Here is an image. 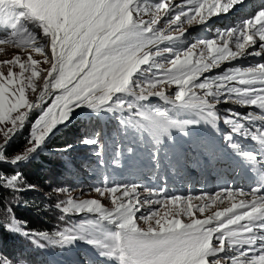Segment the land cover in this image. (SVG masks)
<instances>
[{
    "label": "snow or ice",
    "instance_id": "6c2138e0",
    "mask_svg": "<svg viewBox=\"0 0 264 264\" xmlns=\"http://www.w3.org/2000/svg\"><path fill=\"white\" fill-rule=\"evenodd\" d=\"M236 2L188 0L191 11L185 13L181 8L171 20L169 28L178 26L184 17H187L189 24L201 23L211 15L226 12ZM171 4V0L159 2L153 10L138 0H0V22L12 30V36L0 38V44L18 43L15 37L20 29H23L29 41H37V36L24 27V22H35L42 30L43 38L50 41L51 49V66L42 77L43 86L34 103L26 99L25 87L37 91L35 78L41 72L38 61L29 56L27 63H20L22 71L31 68V74L25 79L14 81L16 74L11 69L6 78L0 74V79L6 80L0 83V125L5 126L0 127L3 134V143L0 145L22 125L33 107L49 95L53 98L51 105L35 122L25 149L4 159L16 162L35 150L47 132L66 118L70 106L88 104L97 107L109 102L116 93L133 91L130 88L133 74L141 65L148 64L154 55H159L158 51H151L149 46L176 37L156 31L161 13H167ZM145 14L151 15V19L144 20L142 17ZM218 35L223 38L222 44L212 39L199 41L203 47L198 57L197 44L193 43L183 53L173 55L167 61L169 67L156 65L163 75L148 80L147 87L145 83L137 84L134 94L140 98L150 95L163 97L161 85L168 84L177 87L174 101L182 105L207 106L210 109L207 97L227 91L241 93L247 97L243 103L264 109V64L244 70L234 69L214 84L207 80L196 82V78L211 67L238 56L240 50L255 42V36H258L260 48L264 50V10L238 28L218 32ZM233 39L235 51L229 47V41ZM32 46L38 53L44 54V49L38 44ZM17 62L18 57L6 63ZM48 62L45 57V63ZM234 84L248 87H233ZM158 88L161 90L156 91ZM208 115H212L211 111ZM169 123L174 122L169 121L163 112L145 113L143 117V126L153 131L166 130ZM9 124L11 126L7 127ZM21 179L20 174L16 173L7 178L6 185L18 191L17 184ZM55 191L66 192L67 189ZM96 191L101 196L107 192L112 197L111 211L97 200L76 202L71 198L66 202L59 201L57 207L64 213L84 209L95 211L110 221L115 220L119 230L107 236L104 246L110 249L109 255L119 258L121 264H228L227 260L218 258L226 245H253L257 238L264 241V235L257 237L254 234L252 225L256 218H264V195H257L264 191L259 189L251 190L253 199L250 201L240 200L230 208L216 211L204 219H196L193 213L198 208L203 214L205 206L189 203L183 212L191 217L190 223H183L179 218L166 222L156 219L155 226L150 224L146 230L137 227L133 219L138 211V207L133 204V198L137 195L134 185L99 188ZM236 194L248 195L228 193L229 196ZM175 199L179 201L180 198ZM176 215L178 217L179 213ZM143 218L153 219L152 216ZM213 222L216 224L214 227L211 226ZM258 227L264 229V224ZM59 235L65 241L72 238L63 232ZM214 241L218 242V246ZM252 251V248L247 252L241 250L238 256L230 258L231 264H264V243L260 245L259 255L249 256Z\"/></svg>",
    "mask_w": 264,
    "mask_h": 264
},
{
    "label": "rangeland",
    "instance_id": "374dc122",
    "mask_svg": "<svg viewBox=\"0 0 264 264\" xmlns=\"http://www.w3.org/2000/svg\"><path fill=\"white\" fill-rule=\"evenodd\" d=\"M138 2L147 4L154 10V6L157 3H167L168 0H138ZM200 2L211 3L212 0H200ZM222 2L224 3L226 1L221 0V3ZM171 3L168 12L165 14L161 13V18L156 25V31L163 32L164 35H175L176 37L162 44L149 46L151 51H158L159 55H154L148 64L141 65L140 69L133 74L130 80V88L133 89V93L137 84L145 83V87H147L148 80L155 78V76L163 75V73L157 69L156 65L164 64L165 68L169 67L167 61L172 59V56L177 52L183 53L186 51L193 43L197 44L196 53L198 57L203 47L199 44V41L212 39L222 44L223 38L218 35V32L234 27L238 28V26L242 25L246 20V18H241V16L237 14H234L230 21H224V18L217 16V14L229 11L231 6L226 12L222 11L211 15L201 23L193 22L189 24L187 17H184L179 22L178 26L169 28L171 20L178 14L177 12L180 11L181 8H183L185 13L191 11L188 6V0H171ZM245 5L246 4L243 6ZM193 15H195L194 12ZM250 16L253 17L254 14H250ZM142 18L144 20H149L151 19V15L145 14ZM24 27L28 28L29 31L37 36V41H29L28 36L23 33V29H20L18 30L19 34L15 37L18 43L0 44V74L6 78L8 70L11 69L12 72L16 74V76L13 77L14 81L25 79L31 74V68L27 71H22L20 63H27L29 61V56H31L33 60L38 61V67L41 69V72L39 76L35 78L37 91L33 92L31 88L25 87L26 99L34 103L39 95V90L43 86L42 77L47 74V69L51 66L50 41L43 38L42 30L39 29L35 22H24ZM11 36L12 30L10 26L0 22V38ZM33 44H38L42 47L44 49V54L38 53L32 46ZM259 44H261V42H259ZM229 47L233 51L236 50L234 39L229 41ZM250 47L251 46L248 45L245 49L240 50L239 55L236 57L240 59V55H242L243 58H245L246 54L251 50H254V56L256 57L264 54V50H261L260 45L254 46V48ZM17 57L19 58V62L6 63L8 61H14ZM45 57L48 58V63H45ZM232 59L223 61L217 66H213L209 70L203 72L196 78V82L201 83L207 80L214 84L219 78L234 69L238 68L244 70L251 67L254 68L263 62H260V60L251 61L248 59L243 61L233 60L234 62H232ZM262 64H264V62ZM4 82H6L5 79H0V83ZM25 83H27L26 80ZM233 87L245 88L248 87V85L234 84ZM161 88L164 91L163 97L150 95L146 98H137L134 94L121 92L114 94L109 102L98 105L97 107H90L88 104L70 106L66 118L59 121L47 132L42 142L35 150L26 153L23 159L16 162L4 159V157H6L4 152L8 143L16 140L19 136L26 120L7 137L3 145H0V163L14 168L15 172L18 171L17 169L19 166L31 168V163L33 162H29L30 158L36 156L41 151H45L44 144L51 135L60 128L67 127L73 123L75 119L80 117L87 118L95 113L102 116V120L105 116V118L110 117L116 122H120L121 126L128 129V131L132 129L131 126L138 127L141 134H143L148 141L145 145L141 140L135 139L136 136H132L133 138L124 137V139L118 143V146H110V150H114L112 153L101 155L99 147L103 146V144L105 146V140L111 139V135L107 131V126H104L102 129L101 138L103 139V143L101 144L97 136L98 133H94L93 135L88 133L85 135L83 134V129L77 128L73 136L74 139L67 149L70 155H68L69 159L66 157L67 161L64 163L66 167L64 172L68 182H53L56 181V179L49 173H47V180H45L47 189L39 188L38 185H30L31 187L26 185L22 187V185H20L22 181L18 182L17 187L20 190L17 192H23L25 190L33 191L44 197V204L46 206L51 205V207L60 211L64 217H67L66 219L64 218V223L67 222L66 227L62 229L55 228L51 233L36 234V236L40 237L48 245L55 248L56 253H52L48 251L47 248L41 246V244L36 243L34 239L30 237V234L18 226L19 222H16L17 225L14 226L16 228L15 231L18 230L24 238L41 248L52 263L121 264L119 258L115 255H109L110 249L104 246L107 242V236L119 230L117 222L115 220L110 221L104 218L100 213L88 211L86 209L80 211L71 210L64 213L61 208L57 207L59 201L66 202L69 198L76 202L97 200L103 207L111 211L113 206L112 197L109 196L107 192L104 196H101L96 189L134 185L137 195L133 198V204L138 207V211L135 212L133 219L137 227L146 230L150 224L155 226L156 219L166 222L173 218H179L183 223H190L191 217L185 215L183 212V208L187 207L189 203L194 206H205L203 214L198 208L193 213L196 219H204L208 216H212L216 211L230 208L233 203L238 202V199H243L245 196L240 194H237L238 196H229V191L233 193L245 192L248 194L246 195V199L252 197L250 192L230 188H226L223 191L216 190L211 193L212 190L210 189V185H208L207 190L201 191L202 194H191L187 196L185 188L187 185H190V181L188 183L186 181L189 180L190 177H188V173L178 169L176 164L179 162L175 160L178 155L181 156V154H183L180 144L183 143V147L188 148L189 145L187 144L194 142L199 150L200 147L197 144L198 139L201 138V140H203L205 137L208 141H216L214 139L215 136L217 143L220 142L221 137H224V141H228L229 143L223 144H225L232 154H234V151L231 149L232 143L237 146L240 144V146L245 149L246 143L244 141L246 137H243L244 135L242 136L240 133H242L241 131L244 128L249 132L252 127L250 126L249 128L246 123H244V120L249 118L247 110L250 104L243 103L242 101L247 97L243 96L241 93H231L227 91H222L219 95L213 93L207 97V101L211 105V108L209 109L205 106L202 108L203 110L201 109L200 111V109L196 110L189 106L185 107L174 101L175 91L178 90L175 85L162 84ZM155 90L159 91L161 89L158 88ZM136 91L139 92V89H136ZM52 99L51 95H49L48 98H45L38 106L33 107L29 111H36L37 118L31 124L28 140L20 150L9 157L25 149L31 138L35 122L51 105ZM209 111H211L212 115H208ZM236 111H240L241 114ZM157 112H163L168 120L174 123H169L166 130L157 131L150 130L143 126L144 114H155ZM123 116L125 117L123 118ZM249 124L250 122H248V125ZM10 126V124L7 125V127ZM0 127L5 126L0 125ZM215 127L220 132V135L222 134L221 136H217ZM209 128L214 135L211 134ZM252 130L254 131V129ZM93 140L96 142L91 143L90 141ZM127 141L130 142V145H128L125 150L119 147L121 143ZM0 143H3L2 132H0ZM258 152L259 150L255 152V155L257 159L260 160L261 156H259L260 154ZM51 153H55V151H51ZM213 154L214 153L211 155ZM228 156H230V154H228ZM34 159L36 160V158ZM184 159L187 161L188 165H192L193 168L198 165L199 156L194 155L190 151ZM215 160L216 158L212 162L208 161L207 164L213 165ZM164 165L167 167V172L163 170ZM217 174L218 170H215L214 175ZM190 175L191 177H196L198 174ZM7 178L10 177L0 172V184L13 189L11 186L6 185ZM162 178L168 179L170 181L169 185L167 184L166 186ZM52 179L54 180L51 183ZM204 180L207 181L206 178ZM151 182L155 184L149 185ZM201 187L199 183L194 184V189H201ZM55 189H67V191L56 192ZM218 193L219 196H217ZM19 196L22 197L21 194ZM177 197L180 198L179 201L175 199ZM20 202L26 204L22 199H20ZM177 213H179L178 217L176 215ZM149 216H152L153 219L148 220L143 218ZM211 226H216L215 222H213ZM13 230L14 228H12V231ZM254 231H256V229H254ZM62 232L65 235H70L72 238L67 241L63 240L59 235ZM256 242L257 240L255 243ZM214 243L218 246V242L214 241ZM239 245L241 244L226 245L225 250L219 254L220 257L218 258L227 260L228 264H231L230 258L239 255V253L236 252ZM244 245L245 244L242 243V249ZM246 246L249 248L248 245ZM1 259L0 257V260ZM2 261V264H9L6 260H1V262ZM12 264H38V258H36L35 261L30 259L29 262L18 261Z\"/></svg>",
    "mask_w": 264,
    "mask_h": 264
},
{
    "label": "trees",
    "instance_id": "16d2710c",
    "mask_svg": "<svg viewBox=\"0 0 264 264\" xmlns=\"http://www.w3.org/2000/svg\"><path fill=\"white\" fill-rule=\"evenodd\" d=\"M125 116H123L124 118ZM27 119L19 136L16 140L10 141L5 149V156H10L20 150L26 141L30 133L31 124L37 118V112L31 111L26 116ZM126 119V118H125ZM104 126H107V131L111 135V139L105 140V146L99 147L101 155H107L114 150H110V146H118V143L124 139V137L136 136L135 139L141 140L146 145L147 139L136 126H131V130L123 128L120 122H116L110 117H103L97 113L87 118H77L73 123L67 127L60 128L53 135L48 138V141L44 144V152H39L36 156L31 157L29 162L31 168H25V166H19L18 171L15 169L0 163V172L8 177H12L14 174L19 173L22 177L20 185L22 187L26 185H38L39 188L47 189L45 180H47V173L54 176L56 181L53 182H68L65 175V162L67 161L69 152L68 146L71 145L73 136L76 133L77 128L83 129V134L90 135L98 133L100 144L103 143L101 138V132ZM133 138V137H132ZM130 145V142H123L119 145L124 150ZM50 151V153H49ZM55 151V153H51ZM82 151V150H81ZM83 153V152H82ZM70 156V155H69ZM67 157V158H66ZM36 158V160L34 159ZM69 159V158H68ZM22 195L19 196V195ZM19 199V202H18ZM20 199L26 204H22ZM44 197L38 195L33 191L17 192V190L7 188L0 184V257L1 260H6L7 263L29 262L30 259L35 261L38 258V264H54L46 255V253L36 246L35 243L27 240L14 226L16 222H19V227L30 234V237L38 244H41L48 251L56 253V249L48 245L36 234L51 233L55 228H63L67 226V222L64 223L66 216L51 207V205L44 204ZM25 205V206H23ZM65 218V219H64ZM68 220V219H67ZM65 225V226H64ZM12 228L14 230L12 231ZM32 235V236H31ZM0 264L3 263V261Z\"/></svg>",
    "mask_w": 264,
    "mask_h": 264
},
{
    "label": "bare ground",
    "instance_id": "6f19581e",
    "mask_svg": "<svg viewBox=\"0 0 264 264\" xmlns=\"http://www.w3.org/2000/svg\"><path fill=\"white\" fill-rule=\"evenodd\" d=\"M226 1V0H225ZM223 3V2H222ZM244 4H246L245 6H243ZM261 10H264V0H238L236 3H234V5H232V7L230 8V10L229 11H227L226 13H220V14H217V16H219L220 18H224V21H230L231 20V18H232V16L234 15V14H237V15H240L241 16V18L242 17H244V18H246V20H249V19H253L254 17H255V15L259 12V11H261ZM250 14H254V16L252 17V16H250ZM236 16V15H235ZM241 20V19H240ZM245 20V21H246ZM244 21V22H245ZM232 24V23H231ZM237 24V23H236ZM241 26V25H240ZM239 27V26H238ZM235 28V27H234ZM256 40H255V42L254 43H252V44H250L249 46H251L250 48H254V46H257V45H261V44H259V38H258V36H255L254 37ZM166 41H168V40H165V41H162L160 44H162L163 42H166ZM254 51V50H253ZM252 50L249 52V53H247L246 54V57L245 58H243V56L242 55H240L241 56V58L240 59H238L237 57L235 58V59H232V62H234V61H239V60H241V61H243V60H251V61H257V60H260V62H264V54L262 55V56H260V57H256V56H254V52H253ZM253 53V54H252ZM234 60V61H233ZM262 62V63H263ZM261 63V64H262ZM252 68V67H251ZM123 93H126V94H134L132 91H125V92H123ZM135 95V94H134ZM136 96V95H135ZM177 103V102H176ZM179 104V103H178ZM180 105H182V104H180ZM183 106H187V105H183ZM189 107H191V108H195L196 110H198V109H200V111H201V109L202 108H199V107H193V106H189ZM241 109V108H240ZM260 109H262V108H260L258 105H250L249 106V109L247 110V114H248V116H249V118H247L246 120H245V122L244 123H247L248 124V122H250L251 124H257V125H259V128H254V127H251L250 128V130H249V132L244 128L243 129V131H244V133H242V136L243 137H245V136H249V135H254L255 137H256V139H257V142H259L260 144H261V148L259 149V156H261V161L262 162H264V121H261L260 120V116L258 115V113H257V111L258 110H260ZM203 110V109H202ZM255 111H256V113H255ZM202 113V112H201ZM256 117H258L259 119H255ZM250 125V124H249ZM251 126V125H250ZM261 128V129H260ZM252 129H254V131L252 130ZM257 129H260L259 131H256ZM256 131V132H255ZM256 146H258V145H256ZM243 193H245V192H243ZM237 195V194H236ZM258 195H264V193H262V194H258ZM238 196V195H237ZM236 196V197H237ZM241 198V197H240ZM244 199H246V196H244V198L243 199H238L237 201L238 202H235V203H239V201L240 200H244ZM251 199H253V197H251V198H248V199H246V200H251ZM234 211H238V210H235L234 209ZM260 224H264V218H256L255 220H253L252 221V225L254 226V229H256V231H254V234L257 236V237H259L260 235H264V229H261L260 227H258ZM262 243H264V241H261L259 238H257V242L255 243V244H253L252 245V247H254L255 249H256V252H255V254L256 255H259L260 253H259V251H260V245L262 244ZM246 245H248V244H245L244 246H243V249H247L248 247L246 246ZM258 245V246H257ZM249 246V245H248ZM251 253H253V251L252 252H250L249 253V256H251L252 254ZM251 258V257H250Z\"/></svg>",
    "mask_w": 264,
    "mask_h": 264
},
{
    "label": "water",
    "instance_id": "95a60500",
    "mask_svg": "<svg viewBox=\"0 0 264 264\" xmlns=\"http://www.w3.org/2000/svg\"><path fill=\"white\" fill-rule=\"evenodd\" d=\"M137 98H140V97H137ZM28 113H29V112H28ZM28 113H27V114H28Z\"/></svg>",
    "mask_w": 264,
    "mask_h": 264
}]
</instances>
